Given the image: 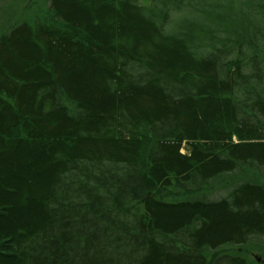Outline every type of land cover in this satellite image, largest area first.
<instances>
[{"label": "trees", "instance_id": "16d2710c", "mask_svg": "<svg viewBox=\"0 0 264 264\" xmlns=\"http://www.w3.org/2000/svg\"><path fill=\"white\" fill-rule=\"evenodd\" d=\"M42 1L0 23V264L264 258V0Z\"/></svg>", "mask_w": 264, "mask_h": 264}, {"label": "rangeland", "instance_id": "374dc122", "mask_svg": "<svg viewBox=\"0 0 264 264\" xmlns=\"http://www.w3.org/2000/svg\"><path fill=\"white\" fill-rule=\"evenodd\" d=\"M36 4L38 5V10L43 9L42 7L44 6V2L42 0H0V23L1 24H8L10 19L12 17H17L19 15H22V8L26 7V5ZM37 9V7L34 8V10ZM180 17V15H174L173 22L177 20ZM183 153H185L183 151ZM227 183H231V179H225ZM219 193V192H218ZM216 194L212 193L210 199L216 200L220 198V196H224L225 194ZM251 243L254 245L255 248H258L259 246H264V239H256L251 241ZM253 258L252 261L255 264H264V258L261 257V255L257 252H253Z\"/></svg>", "mask_w": 264, "mask_h": 264}]
</instances>
